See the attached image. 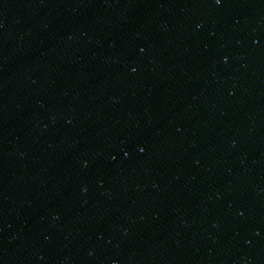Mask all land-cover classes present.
I'll return each instance as SVG.
<instances>
[{"label": "water", "instance_id": "water-1", "mask_svg": "<svg viewBox=\"0 0 264 264\" xmlns=\"http://www.w3.org/2000/svg\"><path fill=\"white\" fill-rule=\"evenodd\" d=\"M0 264H264V0H0Z\"/></svg>", "mask_w": 264, "mask_h": 264}, {"label": "snow or ice", "instance_id": "snow-or-ice-1", "mask_svg": "<svg viewBox=\"0 0 264 264\" xmlns=\"http://www.w3.org/2000/svg\"><path fill=\"white\" fill-rule=\"evenodd\" d=\"M217 3H220V0H216ZM142 151V150H141Z\"/></svg>", "mask_w": 264, "mask_h": 264}]
</instances>
